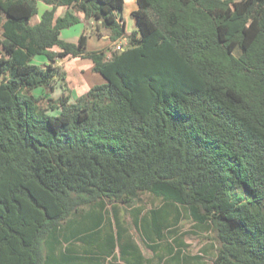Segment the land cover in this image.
Wrapping results in <instances>:
<instances>
[{
	"label": "trees",
	"instance_id": "obj_1",
	"mask_svg": "<svg viewBox=\"0 0 264 264\" xmlns=\"http://www.w3.org/2000/svg\"><path fill=\"white\" fill-rule=\"evenodd\" d=\"M44 2L32 25L37 0H0V264H104L117 247L144 264L121 205L144 238L186 211L215 232L213 264H264V0H137L130 33L125 0ZM81 12L125 49L65 41ZM86 55L104 81L47 97L65 79L56 61ZM143 193L163 205L144 213Z\"/></svg>",
	"mask_w": 264,
	"mask_h": 264
},
{
	"label": "crops",
	"instance_id": "obj_2",
	"mask_svg": "<svg viewBox=\"0 0 264 264\" xmlns=\"http://www.w3.org/2000/svg\"><path fill=\"white\" fill-rule=\"evenodd\" d=\"M37 6H38V13L35 14L30 20V23L32 25H36L41 20V16L46 10L53 8L51 5L44 2V0H37ZM67 9L68 8L64 6L58 7L56 16L57 17L63 16L66 13ZM137 9H138L137 0H125L124 9L122 11V17L119 18V22L121 23L124 22L126 24V33L132 32L136 27V18L133 13ZM79 16L81 17L80 22L62 30L61 37L65 41L77 43L81 35L83 33H86L87 38H88L87 39V50L89 52L101 51L109 47H113L112 44H114L115 41L114 42L111 41L110 29L102 25L98 26V24L94 20L86 21L84 18V14L82 12L79 13ZM82 21H84V23ZM130 22L132 23V25ZM99 23L101 24V22ZM56 64L62 67L66 71V75H65L64 82L62 83L63 85L62 90L58 86L60 82L56 84L53 90L55 98L68 95L70 97V101L74 102L77 100L78 97L85 94L92 86L98 83H102L104 81L102 74L95 71V61L87 55L86 56H68L65 58H59L56 61ZM123 220L125 221L123 225L125 226V228H128L129 230V233H130L129 236L134 238L137 241L139 247L141 248L142 254L146 257V261L144 264H148L147 259L153 260L152 264H164L168 260H171L172 264L176 263V261H173L172 259H174V257L177 255L178 248L176 249L175 246L168 243L166 249H167V253L170 255L169 258L161 254H157L156 255L157 257L146 255L140 242L136 239V237L132 233L130 226L126 224V220L124 218ZM114 223L117 225L116 221H114ZM142 238L144 241H146V239H149L146 237L145 238L142 237ZM147 245L150 246L155 252H157L159 248V246L157 245H156L157 246L156 248H153L150 244H147ZM96 246L97 245L90 246V249H94L95 251H97ZM68 247L77 249L80 251L86 248L87 246H84V244H82L81 241L74 242V246L70 245V242L64 243V249H67ZM172 248L174 249L173 251H171ZM115 252L117 255L116 258L109 257L104 262V264H130L127 261V258H124V259L121 258L119 247L116 248Z\"/></svg>",
	"mask_w": 264,
	"mask_h": 264
},
{
	"label": "rangeland",
	"instance_id": "obj_3",
	"mask_svg": "<svg viewBox=\"0 0 264 264\" xmlns=\"http://www.w3.org/2000/svg\"><path fill=\"white\" fill-rule=\"evenodd\" d=\"M82 22L84 23V21ZM112 46L113 49H116L115 45L112 44ZM33 60L37 64H46L48 62V58L44 54L36 55ZM58 86L62 90L63 85L60 83L58 84ZM35 94L44 95V88H37L35 90ZM47 97H55L54 92H51V90H49V92L47 93ZM61 111L62 109L59 107L57 109H49L48 113L59 114L61 113ZM162 205L163 202L161 199L153 196L151 193H143L140 196L139 200L136 202L135 207H141L144 209V213H148V211H150L151 209L161 207ZM134 209L135 208H129L124 205L120 206V210L123 218L126 220V224L130 226L132 233L140 242L146 255L157 257V254H161L169 258L170 255L167 253L166 249L169 243L175 246L176 249H181L182 256L187 258L190 261V264H213L214 259L218 254L220 242L215 232H206L199 228L188 212H182L179 223L173 226L170 231H167L164 240L151 241L149 239H146V241H144L142 238V233L133 222L132 211ZM147 244L159 245L157 252H155Z\"/></svg>",
	"mask_w": 264,
	"mask_h": 264
},
{
	"label": "built area",
	"instance_id": "obj_4",
	"mask_svg": "<svg viewBox=\"0 0 264 264\" xmlns=\"http://www.w3.org/2000/svg\"><path fill=\"white\" fill-rule=\"evenodd\" d=\"M128 44V37L125 35L114 42L116 50H124Z\"/></svg>",
	"mask_w": 264,
	"mask_h": 264
}]
</instances>
